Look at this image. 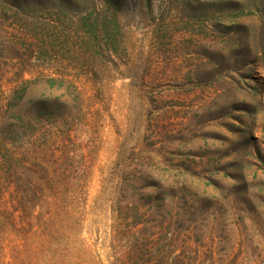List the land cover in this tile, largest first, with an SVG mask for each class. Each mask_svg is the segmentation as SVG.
<instances>
[{"label":"rangeland","instance_id":"obj_1","mask_svg":"<svg viewBox=\"0 0 264 264\" xmlns=\"http://www.w3.org/2000/svg\"><path fill=\"white\" fill-rule=\"evenodd\" d=\"M0 154V264H264V0H0Z\"/></svg>","mask_w":264,"mask_h":264},{"label":"trees","instance_id":"obj_2","mask_svg":"<svg viewBox=\"0 0 264 264\" xmlns=\"http://www.w3.org/2000/svg\"><path fill=\"white\" fill-rule=\"evenodd\" d=\"M1 150L11 153V150L6 145H3ZM1 155L2 157H7V155L0 154V158ZM9 156L12 157L13 154L11 153ZM7 180L9 185H18L21 183L22 178L9 176ZM40 196V193L36 191H23L17 188L13 190L0 189V236L7 231L3 228L5 225L15 226L25 231L32 228L33 231L37 228L34 227L35 224L40 222L47 225L45 229L48 231V235L43 230V236L52 238L54 235H58L61 230H64L73 221V212L62 204L58 205L55 209L48 208L43 210L39 203L41 202ZM40 207L41 209L38 210ZM45 219L48 221H45ZM143 244L142 242L136 243L133 247L134 253H132L134 256L130 257L132 261L137 260L138 264H148V261L143 258ZM50 249H52L51 246Z\"/></svg>","mask_w":264,"mask_h":264}]
</instances>
